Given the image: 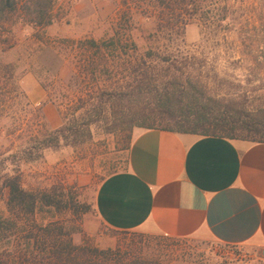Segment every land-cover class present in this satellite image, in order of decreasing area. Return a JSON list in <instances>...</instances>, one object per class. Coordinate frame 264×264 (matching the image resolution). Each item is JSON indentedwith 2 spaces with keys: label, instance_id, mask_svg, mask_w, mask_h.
Here are the masks:
<instances>
[{
  "label": "trees",
  "instance_id": "trees-1",
  "mask_svg": "<svg viewBox=\"0 0 264 264\" xmlns=\"http://www.w3.org/2000/svg\"><path fill=\"white\" fill-rule=\"evenodd\" d=\"M55 1L0 0V50L15 45L16 17L36 27L52 24ZM67 40L78 56V68L64 122L48 129L41 115L39 129L28 133L15 153L0 154V193L9 212L0 214V264H171L161 256L122 255L119 248L77 244L61 221L38 216L51 210L80 211L79 201L63 184L27 189L21 165L41 160L49 149L89 141L93 126L102 123L127 137L122 169L128 165L135 127L264 142V104H251L247 94L212 93L211 78L218 75L203 74L197 64L205 65L206 58L182 51L187 43L178 32L158 30L148 35L146 47L121 30L104 39ZM239 53L238 62L264 68V47ZM22 99L30 104L16 66L0 62V115H12Z\"/></svg>",
  "mask_w": 264,
  "mask_h": 264
},
{
  "label": "rangeland",
  "instance_id": "rangeland-1",
  "mask_svg": "<svg viewBox=\"0 0 264 264\" xmlns=\"http://www.w3.org/2000/svg\"><path fill=\"white\" fill-rule=\"evenodd\" d=\"M53 11L55 21L43 27L16 17L15 45L0 50V62L16 66L30 102L22 99L12 115H0V154L15 153L28 133L39 129L41 115L48 129L64 122L78 68V56L67 39H104L121 30L146 47L148 35L158 30L178 32L187 43L182 51L206 58L205 65L197 64L203 74L218 75L211 78L212 93L247 94L251 104H264V68L252 69L236 60L244 49L264 47V0H56ZM92 131V138L81 145L49 149L41 160L21 165L27 189L63 184L80 203V211H44L40 219L61 221L77 244L119 248L122 255L161 256L171 264H264L259 249L97 226L95 191L107 175L125 166L127 137L103 123ZM0 214H9L1 193Z\"/></svg>",
  "mask_w": 264,
  "mask_h": 264
},
{
  "label": "crops",
  "instance_id": "crops-1",
  "mask_svg": "<svg viewBox=\"0 0 264 264\" xmlns=\"http://www.w3.org/2000/svg\"><path fill=\"white\" fill-rule=\"evenodd\" d=\"M93 205L97 226L264 251V142L136 127Z\"/></svg>",
  "mask_w": 264,
  "mask_h": 264
},
{
  "label": "water",
  "instance_id": "water-1",
  "mask_svg": "<svg viewBox=\"0 0 264 264\" xmlns=\"http://www.w3.org/2000/svg\"><path fill=\"white\" fill-rule=\"evenodd\" d=\"M263 253H264V251H263Z\"/></svg>",
  "mask_w": 264,
  "mask_h": 264
}]
</instances>
